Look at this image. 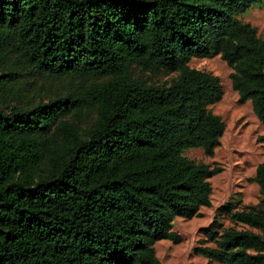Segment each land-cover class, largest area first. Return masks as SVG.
<instances>
[{"label": "trees", "instance_id": "obj_1", "mask_svg": "<svg viewBox=\"0 0 264 264\" xmlns=\"http://www.w3.org/2000/svg\"><path fill=\"white\" fill-rule=\"evenodd\" d=\"M254 1L0 0V43L38 72L80 80L0 106V264H164L156 242L182 240L175 217L211 205L209 177L222 170L184 154H214L226 128L210 107L222 83L191 58L220 54L264 124V37L239 17ZM135 67L177 75L154 83ZM253 178L264 193V162ZM203 231L214 244L196 253L264 264V197L219 205Z\"/></svg>", "mask_w": 264, "mask_h": 264}, {"label": "rangeland", "instance_id": "obj_2", "mask_svg": "<svg viewBox=\"0 0 264 264\" xmlns=\"http://www.w3.org/2000/svg\"><path fill=\"white\" fill-rule=\"evenodd\" d=\"M239 17L255 25L264 37V0L254 1ZM0 62V71H7L2 77L6 80V86L0 88V106L4 108L15 103L34 104L41 99L47 100L57 91L74 88L80 81L69 76L55 78L38 72L24 63L16 45L4 46L0 43ZM190 65L208 70L219 77L223 94L210 107L222 116L226 128L214 154H208L203 147L185 148L184 154L206 162L210 167L220 166L222 170L209 177L212 204L202 206L198 215L176 216L172 228L182 235V240L173 242L168 238L160 239L156 242V251L164 264H226L196 253L194 247L214 244L206 240L203 229L217 218L219 205L232 201L242 208L256 204L264 197L260 185L253 178L258 164L264 162V124L255 114L250 99L239 101V93L233 87L231 78L233 68L220 54L192 57ZM134 75L142 76L149 82L163 83L169 82L177 75V71L150 72L135 67ZM95 114L92 111L81 113L75 115V119L78 124L87 126ZM218 220L225 227L234 224L227 213L219 215Z\"/></svg>", "mask_w": 264, "mask_h": 264}]
</instances>
